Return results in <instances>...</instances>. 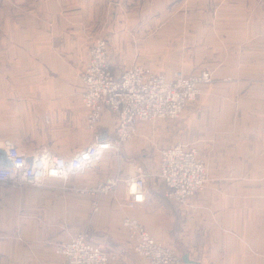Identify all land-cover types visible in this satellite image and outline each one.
Returning <instances> with one entry per match:
<instances>
[{"label":"rangeland","instance_id":"rangeland-1","mask_svg":"<svg viewBox=\"0 0 264 264\" xmlns=\"http://www.w3.org/2000/svg\"><path fill=\"white\" fill-rule=\"evenodd\" d=\"M59 31H65L64 35ZM100 40L107 47L106 54L117 76L132 67H140L154 75H162L170 82H174L178 75L197 80L207 75L210 81L198 83L195 100L184 107L177 119L139 124L131 139L121 146L119 155L114 151L105 153L93 169L77 175L78 179L88 183L99 169L107 170L103 171L108 175L107 178L127 177L137 171L152 175L148 171L154 169L155 164L159 165L163 149L183 145L196 151L204 163L206 180L202 190L214 184L224 188L232 183L241 193L239 196L226 197V207H231L230 223L237 227L225 229L230 233L232 231L227 239L232 238L235 242L226 243L227 247L224 243L220 244V248L224 249L218 251L222 255L219 259L221 264H264V259L257 257V251L264 253V239L259 248L254 221L257 197L253 194L259 184L264 188V181L255 179L257 173L254 170L249 178L251 180H245L243 171V156L246 157L247 151L243 146L252 135L243 122V107L249 103L251 93H264V0H0V64L3 69L5 64L7 66L8 91L15 86L12 81L17 76L39 78L34 82L23 80L18 83L19 87H24L23 107H19L16 116L8 117L17 118V121L5 126L16 127L7 139L16 135L24 147L21 150L30 152L33 149L31 138L34 125H40L41 129L49 127L45 125V116L40 115L38 119L35 106L37 99L30 100L32 93L39 91L41 94L51 87L54 92H58L65 86L47 80L49 76L65 75V66L51 69L39 65L32 68L33 65L17 50L18 47L45 51L49 47L61 46L62 50H71L68 54L81 59L70 60L73 66L67 75L77 74L75 71L82 67V81L91 44ZM75 64L78 65L77 69ZM187 111L190 112L187 114ZM65 120L67 124L61 125L64 128L57 127V130H63L58 133L64 139L77 141L83 137L79 131L72 130L74 126L79 127L78 122L74 123L70 117H63L61 122ZM87 131L93 138V132L88 128ZM41 136H44L43 133ZM129 145L135 147L140 165L137 163L133 166L132 162L124 161L122 151ZM239 174L243 175L242 181H236ZM214 176L217 179L213 181ZM219 176L231 178L222 180ZM151 179L148 180L149 185ZM72 180V177L66 183L47 180L42 186L8 184L3 189L8 188L15 194L16 189L26 187L29 190L26 195L22 193L23 197L30 198L36 192L40 195L38 199L54 198L57 204L65 201L70 203L71 198L72 203L79 198L89 199V217L98 215L100 211L93 213L90 195L68 190L72 187ZM235 182L240 184L236 185ZM63 185L65 189H62ZM96 185L77 188L90 190ZM116 190L111 189L102 200ZM123 191V209L127 211L126 186H123ZM72 207L74 210L70 215L73 221L79 220V212ZM21 213L22 208L4 211L0 205V241L6 237L12 241L18 238L16 226L22 221ZM52 230L54 243L51 247L60 256L58 250L69 242V238L65 242L58 240L55 236L58 237V233L62 234L64 230ZM72 230L75 233L73 237L81 233L88 234V231L82 232L80 228ZM107 233V228L98 229L99 236ZM88 239L91 241L89 235ZM207 240L199 244V253L197 251L201 264L209 263L210 250L213 251L214 245ZM105 252L110 256L109 252ZM176 253L182 255L185 251ZM63 263L64 259L60 264Z\"/></svg>","mask_w":264,"mask_h":264},{"label":"crops","instance_id":"crops-1","mask_svg":"<svg viewBox=\"0 0 264 264\" xmlns=\"http://www.w3.org/2000/svg\"><path fill=\"white\" fill-rule=\"evenodd\" d=\"M64 5L65 4H63V6ZM64 32L65 31H59L58 33L64 35ZM92 34L96 35L97 33H91L90 35ZM60 47L61 46H53L47 48L45 51H40L34 48L26 49L23 46H19L17 50L23 53V57L25 56L29 59L31 66L33 65L32 68L38 67L39 65L51 69L55 67L64 68L65 66V75L47 77L49 83L60 82V84L65 85L60 88L62 91L54 92V89H51V87L48 91L41 94L39 91L37 93H32V98L30 100L37 99L35 106L38 119L40 115L45 116V125L49 127L47 129H41L40 125H34L31 138V146L33 149L30 152L44 150L60 156L72 157L77 151L84 148L83 146H87L86 144L91 142L92 134L87 133L85 120L83 121L82 118L83 113H85V109L81 102L82 81L80 74L82 67L75 71L77 74L67 75L73 66L70 60L81 59V57L71 56L68 54V52H72L71 50H62ZM1 51L2 47L0 46V52ZM24 53H26V55H24ZM29 53H31V55H29ZM82 62H84V59L83 61L81 60V63ZM81 65L82 64H80V66ZM6 67L5 64L3 69L0 64V125L3 126L0 127V132H2V134H0V143L16 129V127H5L8 124H15L17 121V118L8 119V117L16 116V111L19 107H23L24 87H19L18 83L23 82V80H32V82H34L39 79L36 76H17L12 81L15 86L12 87L11 91H8L9 80ZM77 68L78 65L75 64V69ZM39 100L43 101L39 102ZM8 107L11 110L10 113H8ZM12 110H15V112ZM189 112L190 111H187V114ZM59 115L60 117L57 118ZM185 116L187 115L185 114ZM63 117H70L76 124L78 122L79 127L76 128L74 126L72 130L75 132L79 131L78 133L83 135V137H80L77 141L64 139V137L58 133V131L63 132V130H57V127L64 128L63 126L68 122L66 120L61 122ZM243 117V122L248 133H252L250 140L246 141L243 146V149L245 147L247 148L246 157L243 156V171L246 174L245 180H251L249 178H251L250 176H252V171L254 170L257 173L255 179L262 182L264 181L263 92L255 91L250 94L249 103L243 107ZM59 122H61V124H58ZM62 124L63 126H61ZM115 126V121L110 113L106 112L102 117L100 128L113 132ZM46 131H48V133ZM41 133H43L44 136H41ZM13 136L14 137L9 138V140L21 150V147H23L22 142L16 138V135ZM134 148V146L131 147L129 145L122 151L124 156L123 159H125L124 161H126V163L132 162L131 165L133 166L137 163L139 165L141 164L137 160V153ZM23 152H26V150ZM118 164L119 162L116 163V166H118ZM254 165L256 166L254 167ZM158 169L159 165L156 166L155 164V168L152 170L149 169L150 171L148 172L152 173V175H156ZM103 171L105 172L107 170L99 169L97 171L98 173L91 180H88V183L78 179L79 175L76 177L72 176L73 180L70 181V184L72 187L96 185L107 179L108 175ZM151 178L153 179H151L152 182L150 181V185L148 184L149 179L147 180V200L137 210L125 211L123 209L125 199L123 186L120 185L114 194H111L109 197H104L103 200L101 199L100 213L98 215H91V217H89L91 211L89 199L79 198L72 203L71 198L70 203L65 201L64 203L61 202L57 204L56 201L53 200L54 198L38 199L37 196L40 195L33 192V189H30V191L33 192L32 197H23L22 193L25 194L26 191L29 190L26 187L16 189L15 194L12 193V190L9 191L8 188H0V205L4 211H9L12 208H22V221L16 226L18 238L12 241L9 240L10 238L6 237L7 239L5 238V240L0 241V264H60L63 258L61 255L57 256L55 254V249L51 247L54 243L52 240L54 236L52 229L56 228L64 230L62 234L58 233V237L55 236L58 240H63V242L68 238L70 241L73 237L75 233H73L72 229L80 228L82 232L88 231L90 242L96 246L105 248V250L110 253V264H142L141 260L134 253L133 245L129 241L127 230L123 227V219L125 217L140 222L156 241L172 247L176 251H185L182 255H187L189 257L190 264H201L197 251L199 253V244L203 243L205 239H208L207 242L214 245L213 251L210 250L208 264H221V260L219 259H221L222 255L218 251L224 249L220 248V244L224 243L226 246V243L235 242L231 236V239H227L229 235H232V231L231 233L225 231L227 228L237 227L230 223L232 220L229 212L231 207H226V197L229 195H241L237 186H232V183H229L228 187L224 188H219L215 184L213 187L208 186L206 189L197 193L186 206L180 207L167 200L165 198L166 190L163 185L154 176ZM218 178L226 180L227 178H231V176H219ZM216 179V176L212 178L213 181ZM242 180L243 175L239 174L238 180L236 181ZM238 184L240 183H236V185ZM260 186L259 184L253 192L257 197L254 205L256 206V219H254V221L256 227V242L259 248L262 239H264V188ZM63 187L64 185L62 189ZM250 194L252 195V193ZM14 203L15 206L13 205ZM72 206L79 212V220L73 221L70 215V212L74 210ZM227 221H229V223H227ZM261 222L262 224H260ZM99 228H107L108 233L99 236ZM257 257L264 259V253L257 251Z\"/></svg>","mask_w":264,"mask_h":264},{"label":"built area","instance_id":"built-area-1","mask_svg":"<svg viewBox=\"0 0 264 264\" xmlns=\"http://www.w3.org/2000/svg\"><path fill=\"white\" fill-rule=\"evenodd\" d=\"M106 51L107 47L101 40L91 44L89 60L82 76L81 102L85 109L86 127L93 132L92 142L72 157H64L44 150L23 152L11 140L5 139L0 143V187L8 184L42 186L47 180L66 183L72 176L85 174L95 167L105 153H120L121 146L131 139L137 126L144 123L142 121L177 119L184 107L195 100L198 83L210 81L207 75L201 80L178 75L174 82H170L164 76L154 75L140 67H132L117 76ZM106 112L115 120L114 132L100 128ZM168 151H181L193 156L190 168L184 170V161H180L179 168L175 172L170 171L177 178H173L164 165ZM204 168L196 151L176 145L174 149L160 152L156 175L137 171L127 177L107 178L91 190L77 187L68 190L90 195L93 213H97L102 197L111 189L123 185L128 194L127 209L135 211L146 202L147 180L154 176L165 185V198L181 207L186 206L204 188ZM123 227L142 264H190L172 247L157 242L137 220L125 217ZM58 252L64 259L63 264H110L111 261V256L102 247L89 241L87 233L71 238Z\"/></svg>","mask_w":264,"mask_h":264},{"label":"bare ground","instance_id":"bare-ground-1","mask_svg":"<svg viewBox=\"0 0 264 264\" xmlns=\"http://www.w3.org/2000/svg\"><path fill=\"white\" fill-rule=\"evenodd\" d=\"M156 121L157 120L146 122V123H153V122H156ZM142 122H145V121H142ZM169 148L174 149V146L173 147H169ZM164 161H165L164 165L166 166V169L169 172L171 170H174V172H175V169H178L179 166H180V161H184L183 162L184 165H185V169L184 170L190 168L192 166L191 164H192V161H193V156L189 155L188 153L186 154L184 152H181V151H170V152L168 151V152L165 153ZM172 177L173 178H177V176L175 174H172Z\"/></svg>","mask_w":264,"mask_h":264},{"label":"water","instance_id":"water-1","mask_svg":"<svg viewBox=\"0 0 264 264\" xmlns=\"http://www.w3.org/2000/svg\"><path fill=\"white\" fill-rule=\"evenodd\" d=\"M185 259H186V260H188V257H187V255H185Z\"/></svg>","mask_w":264,"mask_h":264},{"label":"trees","instance_id":"trees-1","mask_svg":"<svg viewBox=\"0 0 264 264\" xmlns=\"http://www.w3.org/2000/svg\"><path fill=\"white\" fill-rule=\"evenodd\" d=\"M163 185V184H162ZM163 187L165 188V190H166V187H165V185H163Z\"/></svg>","mask_w":264,"mask_h":264}]
</instances>
